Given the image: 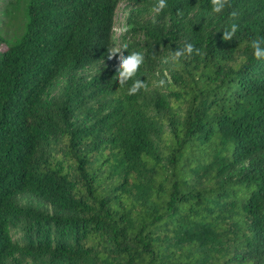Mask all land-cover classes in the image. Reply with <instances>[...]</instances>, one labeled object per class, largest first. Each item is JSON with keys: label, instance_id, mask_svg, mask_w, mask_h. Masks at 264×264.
<instances>
[{"label": "trees", "instance_id": "1", "mask_svg": "<svg viewBox=\"0 0 264 264\" xmlns=\"http://www.w3.org/2000/svg\"><path fill=\"white\" fill-rule=\"evenodd\" d=\"M120 1L24 0L0 37V264H264V0H126L117 40ZM109 47L145 55L122 87Z\"/></svg>", "mask_w": 264, "mask_h": 264}, {"label": "clouds", "instance_id": "2", "mask_svg": "<svg viewBox=\"0 0 264 264\" xmlns=\"http://www.w3.org/2000/svg\"><path fill=\"white\" fill-rule=\"evenodd\" d=\"M213 13H222L227 7L230 6V0H210ZM167 7V0H157V3L153 6V11L155 13H160ZM232 17H236L237 13L233 11L231 13ZM230 31L228 28L225 29L223 39L228 41L232 39L233 35L238 31V26L235 23L230 25ZM264 43V37H259L251 41V48L253 49V55L257 59L264 58V48H261V44ZM124 49L120 47H109L108 48V58L111 59L119 53V68L116 70L115 80L118 79L120 86H124L126 81L132 80L137 76L141 66L145 61L144 53L140 51H133L129 55L124 56ZM200 50L195 47L191 42H185L183 47L176 49L165 62L171 61L173 63L179 62L182 58H189L193 55H199ZM161 84L164 81L160 82ZM141 89L147 90L148 84L139 78L134 79L130 88L128 89L129 95L137 94Z\"/></svg>", "mask_w": 264, "mask_h": 264}, {"label": "rangeland", "instance_id": "3", "mask_svg": "<svg viewBox=\"0 0 264 264\" xmlns=\"http://www.w3.org/2000/svg\"><path fill=\"white\" fill-rule=\"evenodd\" d=\"M23 5L24 0H0V37L11 39L20 33ZM132 8L133 6L126 0H121L117 4L113 25L115 39L128 36L127 27Z\"/></svg>", "mask_w": 264, "mask_h": 264}]
</instances>
